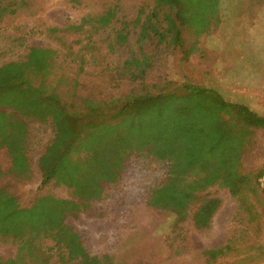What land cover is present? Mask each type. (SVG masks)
<instances>
[{
  "label": "rangeland",
  "instance_id": "1",
  "mask_svg": "<svg viewBox=\"0 0 264 264\" xmlns=\"http://www.w3.org/2000/svg\"><path fill=\"white\" fill-rule=\"evenodd\" d=\"M116 5L110 24L65 31L83 16L103 14ZM153 7L154 0H83L80 5L70 0H34L33 9L20 10L0 24V66L25 60L29 46L48 47L60 51L59 73L77 77L83 94L114 97L127 92L131 84L117 71L127 63L137 82H171L172 88L185 83L202 85L264 115V0H222L217 27L198 41L190 28L184 45L177 48L159 42L157 36L139 40L141 24ZM20 38L23 45L18 44ZM84 45L88 47L81 49ZM28 131L32 177L18 181L9 176L12 160L0 147L1 184L11 186L23 206L38 195L71 198L65 185L41 187L37 162L53 139L52 128L33 121ZM214 168L213 177H217L206 181L176 170L175 185L161 196L166 210H160L145 201L148 187L167 167L161 161L136 162L116 187L106 190L108 198L93 202L78 217L67 218L89 251L79 264H103L109 255L115 264H264L263 180L257 195L248 188L242 191L240 197L247 204L242 206L230 192L234 175L220 179L228 171L254 176L264 168V129L253 132L239 161ZM232 234L238 241L233 251L207 254L220 250ZM16 250L11 238L0 239L1 258H14Z\"/></svg>",
  "mask_w": 264,
  "mask_h": 264
},
{
  "label": "trees",
  "instance_id": "2",
  "mask_svg": "<svg viewBox=\"0 0 264 264\" xmlns=\"http://www.w3.org/2000/svg\"><path fill=\"white\" fill-rule=\"evenodd\" d=\"M221 1L154 0L138 38L143 42L157 36L159 42L177 48L184 45L191 28L198 41L220 23ZM33 6L34 0H0V24ZM116 14L117 5L103 14H87L65 31H84L96 23L105 26ZM23 43L20 38L18 44ZM79 59L82 67L84 55ZM59 60L57 49L29 46L25 60L0 66V147L12 160L7 174L18 181L32 177L28 130L29 122L37 121L50 125L54 133L37 162L41 187L54 183L71 190L69 199L38 195L23 206L11 186L0 181V239L11 238L17 245L16 256L0 257V264H79L89 251L67 218L78 217L93 202L108 198L106 190L116 187L136 162L165 163L166 171L148 187L145 204L166 210L161 196L175 185L176 170L214 180L215 165L223 168L239 161L253 132L264 129V115L248 105L228 101L202 85L172 88L171 82H137L127 63L117 68L131 84L127 92L114 97L83 94L77 77L59 73ZM228 172L220 179L233 174L236 182L230 192L247 205L240 195L245 188L258 194L264 168L254 176ZM236 242L232 234L220 250L207 254L228 255ZM103 264L115 262L109 255Z\"/></svg>",
  "mask_w": 264,
  "mask_h": 264
}]
</instances>
